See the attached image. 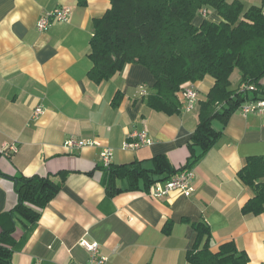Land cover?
Wrapping results in <instances>:
<instances>
[{"label": "crops", "instance_id": "crops-1", "mask_svg": "<svg viewBox=\"0 0 264 264\" xmlns=\"http://www.w3.org/2000/svg\"><path fill=\"white\" fill-rule=\"evenodd\" d=\"M238 1L245 10L264 2ZM60 7L70 9L68 20L39 31V20ZM110 8L109 0H87L86 5L80 0H0V215L19 203L15 178L50 177L59 183L60 173H67L37 222L26 226L22 217L13 216L11 263L85 264L90 254L81 243L87 241L99 244L107 264H190L186 255L197 239L192 223L205 222L213 253L232 242L247 254L249 264H264V210L243 212L255 192L238 175L249 158L264 156V113L244 116L240 111L250 101L226 123L213 121L221 136L192 167L191 195L153 198L145 179L133 191L119 180L117 187L124 191L107 193L101 160L105 148L114 151L113 165L138 163L147 170L186 166L200 101L215 83L208 76L193 84L200 100L190 113L183 111L179 92L180 112L167 115L148 104L156 80L143 65L129 64L101 83L91 80L94 20ZM207 19L220 21L216 12ZM203 20L198 17L195 24ZM242 87L237 73L231 89ZM37 108L43 115L35 116ZM142 131L152 139L150 146L123 148L130 135ZM69 139L97 144L69 148ZM193 149L200 156L202 149Z\"/></svg>", "mask_w": 264, "mask_h": 264}, {"label": "trees", "instance_id": "trees-1", "mask_svg": "<svg viewBox=\"0 0 264 264\" xmlns=\"http://www.w3.org/2000/svg\"><path fill=\"white\" fill-rule=\"evenodd\" d=\"M111 8L94 20L89 58L93 63L88 76L96 83L112 78L129 64L145 66L154 76L155 93L148 104L157 112L173 115L180 112L178 93L185 84L214 79L213 88L199 104V123L192 138V157L180 170L155 168L147 170L138 163L111 165L106 173V190L115 196L124 190L117 181L128 183L127 190L139 189L145 179L150 192L158 182L169 180L180 171L192 167L216 144L221 133L214 129V120L226 123L246 102L264 100V14L262 7L244 9L238 0H109ZM86 5L87 0H80ZM216 12L219 22L202 16V11ZM198 17L204 20L195 24ZM238 73L241 86H254L255 91L232 90L233 74ZM120 96L116 100L119 102ZM202 153L196 156L194 147ZM102 169V168H101ZM67 173H60L61 182L50 177H25L17 180V207L0 215V264H12V249L16 243L13 216L18 215L28 226L37 222L42 211L62 189ZM167 176L154 179L152 175ZM255 197L244 207L245 214H260L264 210V156L251 157L238 173ZM4 219H9L4 223ZM185 222H190L184 220ZM172 224L164 231L169 233ZM197 233L194 247L187 252L190 264H249V258L234 243L211 251L212 233L207 223H192Z\"/></svg>", "mask_w": 264, "mask_h": 264}, {"label": "built area", "instance_id": "built-area-1", "mask_svg": "<svg viewBox=\"0 0 264 264\" xmlns=\"http://www.w3.org/2000/svg\"><path fill=\"white\" fill-rule=\"evenodd\" d=\"M264 14V2L262 5ZM71 13L69 8L60 7L55 9L47 16L41 18L37 24L39 31H46L52 25L54 21L64 22L68 20V16ZM208 10L202 11V16L207 17L209 15ZM241 90L253 92L256 90L254 86H243ZM180 98L183 106V111L186 113L192 112L199 104V91L193 84H185L182 91L180 92ZM241 113L246 116L248 114H262L264 113V100L250 101L249 104L244 105L240 108ZM44 111L42 108H37L35 116L43 115ZM153 143L152 139L148 136L145 131L136 132L130 135L129 139L123 143V148L127 150H137L145 146H150ZM97 144L94 141H77L75 139H69L66 141V147L69 148H83L85 146H91ZM12 151H17V148L12 145ZM114 151L111 148H105L101 153L102 166L108 168L113 164ZM195 174L193 170L180 171L169 180L164 182H158L155 184L149 195L153 198L161 199L168 197L174 192H180L185 195H191L194 188ZM81 245L89 252L90 260L85 264H107L109 259L101 255L100 246L98 243H90L83 241Z\"/></svg>", "mask_w": 264, "mask_h": 264}, {"label": "rangeland", "instance_id": "rangeland-1", "mask_svg": "<svg viewBox=\"0 0 264 264\" xmlns=\"http://www.w3.org/2000/svg\"><path fill=\"white\" fill-rule=\"evenodd\" d=\"M237 73H235V75H236ZM235 75L233 76V79H235Z\"/></svg>", "mask_w": 264, "mask_h": 264}]
</instances>
